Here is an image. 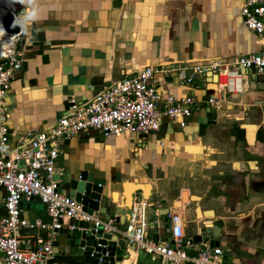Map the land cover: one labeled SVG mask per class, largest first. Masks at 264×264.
<instances>
[{
    "label": "crops",
    "instance_id": "1",
    "mask_svg": "<svg viewBox=\"0 0 264 264\" xmlns=\"http://www.w3.org/2000/svg\"><path fill=\"white\" fill-rule=\"evenodd\" d=\"M243 1L35 0L30 6L12 0L26 30L21 27L22 34L8 45L21 63L4 97L8 147L18 148L29 133L51 128L70 102L88 104L150 66L156 71L153 88L195 100L184 128L163 118L159 130L147 134L74 136L61 143L55 177L60 189L69 195V180L80 174L101 181L100 205L90 213L115 228L111 213L124 227L129 220L124 192L130 188L132 204H147V235L154 242L167 240V216L174 214L183 241L193 244L189 256L196 254L200 244L193 238L204 226L211 239L221 241L226 264H264L261 76L240 69L239 81L227 91L217 90L213 76L186 82L196 66L230 63L264 48L243 25ZM33 10L39 18L28 21L25 14ZM210 98L216 103H207ZM4 200L0 188V216ZM20 208L28 222L41 224L34 227L36 234H20L25 247H35L49 225L45 206L34 198L21 200ZM226 237L231 245L223 242ZM53 253L51 264H86L59 232ZM137 258L130 252L120 264H137Z\"/></svg>",
    "mask_w": 264,
    "mask_h": 264
},
{
    "label": "built area",
    "instance_id": "2",
    "mask_svg": "<svg viewBox=\"0 0 264 264\" xmlns=\"http://www.w3.org/2000/svg\"><path fill=\"white\" fill-rule=\"evenodd\" d=\"M245 28L258 40L264 41V0H244L240 9ZM0 38L8 34L3 27V18L11 15L21 20V15L12 0H0ZM22 21V20H21ZM20 26V24H19ZM20 32L12 39L19 37ZM19 54L10 52L0 56V188L5 192L4 215L0 216V264H51L54 255L53 244L57 234L65 228L73 230L72 221L84 222L89 230L103 234L116 232L111 222L85 211L83 205L66 195L60 189V181L55 177L60 173L57 161L61 154V143L74 136L88 131L100 132L104 136H130L147 134L159 130L162 119L168 118L184 128V119L191 116L197 107L192 97L175 99L165 96L151 85L156 72L146 66L134 75L125 76L107 91L96 95L88 104L80 105L70 102L68 111L48 130L29 133L27 140L20 147H8V131L6 128L8 114L5 109L4 97L13 74L21 69ZM255 70L261 76L264 86V48L257 53L236 58L230 63H213L196 66L186 80L192 83L198 76L205 81L215 77L217 90L227 91L231 84L239 81V70ZM207 103H216L213 98ZM100 187V185H99ZM38 199L46 210L49 218L47 233L43 241L35 247H25L20 231L40 226L28 222L22 216L21 200ZM147 204L136 200L131 206L129 220L122 236L126 247H135V252L127 249V253L138 252L150 258L158 259L159 264H224L223 252L219 247L200 244L194 256L187 254L191 242L183 241V231L179 217L168 215L166 241L154 242L147 235ZM100 248L106 246L97 245ZM100 257L97 264H102L109 256L93 251L90 258Z\"/></svg>",
    "mask_w": 264,
    "mask_h": 264
},
{
    "label": "water",
    "instance_id": "3",
    "mask_svg": "<svg viewBox=\"0 0 264 264\" xmlns=\"http://www.w3.org/2000/svg\"><path fill=\"white\" fill-rule=\"evenodd\" d=\"M3 27L8 34V40H11L20 32L19 24L14 26V19L11 15H7L3 18ZM264 87V86H263ZM100 185V187H99ZM101 188L102 182L94 179L90 174L86 176L85 174H80L78 178H72L69 180V195L76 201L83 205L85 211L89 213L91 210L95 211L101 202ZM125 197V209L130 210L132 200L134 199V192L131 193L130 188H126L124 192ZM101 213H105L106 209L101 208ZM122 215H126V211L122 210L120 212ZM4 214V209L1 210V215ZM117 215V213H115ZM115 214H110V219H115L116 232L112 234H103L102 230L97 233L89 230V225L84 222H74L70 223L73 226V230L62 229L59 233L64 235L67 240V245L73 247L75 255L79 258L83 257L86 264H97V260L100 257L96 255L94 259L90 258V254L93 251L100 252L104 254L108 252L109 256L104 259L102 264H120L121 261L127 259L129 254L126 252L128 250L136 251L134 246L126 247L125 239L122 236V232L125 227L119 224L117 218H112ZM36 228L25 229L20 231L21 235L36 234ZM211 230L208 227H202L201 232L193 238L195 244H205L208 243L210 247H218L221 243L220 240H214L212 238ZM165 238L169 239L170 234H165ZM225 245H231V241L228 237L223 241ZM100 246H106V248H100ZM228 254H231L230 249L227 250ZM224 260V257H223ZM137 264H159L158 259L150 258L146 255H142L138 252ZM224 264L225 260H224ZM233 264V263H232Z\"/></svg>",
    "mask_w": 264,
    "mask_h": 264
},
{
    "label": "clouds",
    "instance_id": "4",
    "mask_svg": "<svg viewBox=\"0 0 264 264\" xmlns=\"http://www.w3.org/2000/svg\"><path fill=\"white\" fill-rule=\"evenodd\" d=\"M14 2H18V3L22 4V5H30L31 6V5H34L35 0H14ZM25 15H26V19L28 21L35 20V19L39 18L38 14H37V12L35 10H33L31 12H26ZM16 24H20V26L26 30V25H25L24 21L16 20V21H14V26ZM2 31H3V29H2V27H0V32H2Z\"/></svg>",
    "mask_w": 264,
    "mask_h": 264
},
{
    "label": "bare ground",
    "instance_id": "5",
    "mask_svg": "<svg viewBox=\"0 0 264 264\" xmlns=\"http://www.w3.org/2000/svg\"><path fill=\"white\" fill-rule=\"evenodd\" d=\"M11 40H7L6 37H2V39L0 38V56H6L10 54L11 51L8 49V45L10 44Z\"/></svg>",
    "mask_w": 264,
    "mask_h": 264
}]
</instances>
